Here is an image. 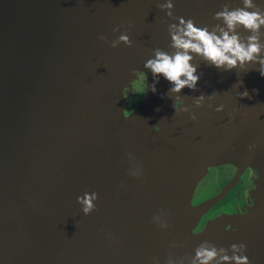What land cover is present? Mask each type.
I'll list each match as a JSON object with an SVG mask.
<instances>
[{"label":"water","instance_id":"obj_1","mask_svg":"<svg viewBox=\"0 0 264 264\" xmlns=\"http://www.w3.org/2000/svg\"><path fill=\"white\" fill-rule=\"evenodd\" d=\"M165 2L0 0V264H193L201 246L231 251L241 241L253 264H264L251 257L257 231L264 234V76L255 63L223 70L195 56L196 89L173 93L168 80H154L144 61L156 47L174 51ZM255 3L264 10V0ZM225 4L243 0H175L174 12L224 26L214 13ZM118 25L131 46H111ZM134 68L149 89L125 97ZM244 88L250 96L237 97ZM177 95L189 112H176ZM238 183L227 204L257 209L241 222L224 215L200 229ZM85 190L99 193L87 215L76 199ZM167 221V230L157 225ZM232 227L238 231L226 234Z\"/></svg>","mask_w":264,"mask_h":264},{"label":"clouds","instance_id":"obj_2","mask_svg":"<svg viewBox=\"0 0 264 264\" xmlns=\"http://www.w3.org/2000/svg\"><path fill=\"white\" fill-rule=\"evenodd\" d=\"M175 6V0H166L165 3L159 5L160 8L166 10L167 16L172 17L169 35L170 47L174 51L169 52L156 47L152 50L153 54L144 61V67L151 70L154 80H158L161 76L168 80L171 84L170 91L173 93H180L186 86L196 89L202 74L198 71L199 66L193 63L195 56H200L210 65L223 70L248 68L249 65L255 63L258 67L253 68H256L261 76H264V39L261 38V29L264 28V10L259 8L255 0H243L241 7H229L225 4L215 11L214 18L222 20L224 26L198 24L191 17L178 16L174 12ZM241 27L249 34L242 36L238 30ZM113 32L119 34L110 41L112 47H118L121 43L129 46L133 44L127 29L120 31L118 25L113 28ZM100 39L107 40V37L101 34ZM131 71L136 75L130 85H124L122 92L125 97H130V93L143 94L149 89L146 73L135 68ZM242 83L243 81L240 80L239 85ZM150 87L153 93L157 92L155 82H152ZM216 95L217 91L215 90L207 94L201 92L194 100V104L196 107H200L206 101H211ZM236 95L237 97H248L250 93L247 88H244ZM173 99V107L177 113L189 112V108L181 96L177 95ZM208 107H213V104L208 103ZM224 109L223 103L215 105L217 112H222ZM131 114L132 111L124 110L125 117H130ZM229 115L233 116L234 112H230ZM190 116L193 121L198 119L195 112H190ZM153 127L157 131H162L160 124ZM255 148V143L249 144L250 150ZM129 157L132 158L131 154ZM142 175V168L137 166V171L133 176L140 179ZM76 199L83 213L87 215L96 209L99 193L95 190H85L83 194L77 195ZM251 207L253 206H249V208ZM249 208L246 210L247 213ZM157 225L161 229L167 230L169 221ZM231 231H238V228L232 227ZM229 248L231 251L228 249L218 251L215 246H201L196 250L193 264H212L217 257L219 261L226 262V264H253L248 255V245L245 242H233Z\"/></svg>","mask_w":264,"mask_h":264},{"label":"flooded vegetation","instance_id":"obj_3","mask_svg":"<svg viewBox=\"0 0 264 264\" xmlns=\"http://www.w3.org/2000/svg\"><path fill=\"white\" fill-rule=\"evenodd\" d=\"M230 181H231L230 175L224 176L222 180L220 181L218 188L216 189V192H220L227 184H229ZM240 189H241V184L240 183L236 184L231 189V191L225 196V198L221 201V203L213 206L211 211L203 217L199 225L200 229H202L205 225L209 224L212 220H215L216 218L222 217L224 215L234 216L235 219L239 218L240 219L239 222H241L244 219H247L248 216H251L250 212H252V210L255 211L257 209L256 206L254 207V205H246V204H240V205H228L227 204L229 200H231L232 198H235L238 195ZM249 206H253V207L249 208ZM248 208L249 210L247 213L246 210ZM253 216L255 217V213L253 214ZM201 225H203V227H201ZM259 231L260 230L257 231V234L255 232L256 234L255 237H257V240H256L257 245L255 243L253 244L255 246L253 248L255 252L251 253L252 259L264 258V252L263 253L257 252L259 249H264V234L262 232L259 233ZM233 232L234 231H231V228H227V230L225 229V233L228 235H230Z\"/></svg>","mask_w":264,"mask_h":264}]
</instances>
